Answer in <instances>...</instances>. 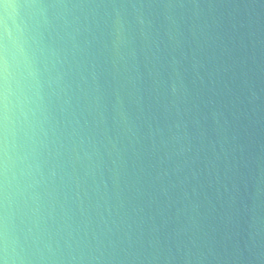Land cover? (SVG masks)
Segmentation results:
<instances>
[{
  "label": "water",
  "instance_id": "1",
  "mask_svg": "<svg viewBox=\"0 0 264 264\" xmlns=\"http://www.w3.org/2000/svg\"><path fill=\"white\" fill-rule=\"evenodd\" d=\"M237 240L264 248V0H0V258Z\"/></svg>",
  "mask_w": 264,
  "mask_h": 264
},
{
  "label": "clouds",
  "instance_id": "2",
  "mask_svg": "<svg viewBox=\"0 0 264 264\" xmlns=\"http://www.w3.org/2000/svg\"><path fill=\"white\" fill-rule=\"evenodd\" d=\"M177 259V256L169 249V254L163 257V264H177ZM180 259H182L183 264H264V248L256 250L254 246H249L247 242L242 247L240 241L237 240L233 245V250L228 251L225 249L222 255L211 249L207 253L201 252L198 255L189 250ZM160 261V256H153L150 264L152 262L160 264ZM0 264H8L7 256L0 258Z\"/></svg>",
  "mask_w": 264,
  "mask_h": 264
}]
</instances>
